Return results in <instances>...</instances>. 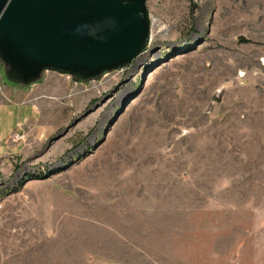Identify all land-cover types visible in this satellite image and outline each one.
<instances>
[{
  "label": "rangeland",
  "instance_id": "1",
  "mask_svg": "<svg viewBox=\"0 0 264 264\" xmlns=\"http://www.w3.org/2000/svg\"><path fill=\"white\" fill-rule=\"evenodd\" d=\"M147 6L99 78L0 59V104L35 110L0 152V264H264V0Z\"/></svg>",
  "mask_w": 264,
  "mask_h": 264
},
{
  "label": "water",
  "instance_id": "2",
  "mask_svg": "<svg viewBox=\"0 0 264 264\" xmlns=\"http://www.w3.org/2000/svg\"><path fill=\"white\" fill-rule=\"evenodd\" d=\"M150 39L147 0H0V59L14 84L45 71L96 79L129 65Z\"/></svg>",
  "mask_w": 264,
  "mask_h": 264
},
{
  "label": "crops",
  "instance_id": "3",
  "mask_svg": "<svg viewBox=\"0 0 264 264\" xmlns=\"http://www.w3.org/2000/svg\"><path fill=\"white\" fill-rule=\"evenodd\" d=\"M34 108L32 105H19L14 103L0 104V152L4 151V143L10 139L18 128L26 125L34 116ZM6 118V119H4ZM5 120L8 125L2 124Z\"/></svg>",
  "mask_w": 264,
  "mask_h": 264
},
{
  "label": "built area",
  "instance_id": "4",
  "mask_svg": "<svg viewBox=\"0 0 264 264\" xmlns=\"http://www.w3.org/2000/svg\"><path fill=\"white\" fill-rule=\"evenodd\" d=\"M17 137H21L20 135H18Z\"/></svg>",
  "mask_w": 264,
  "mask_h": 264
}]
</instances>
